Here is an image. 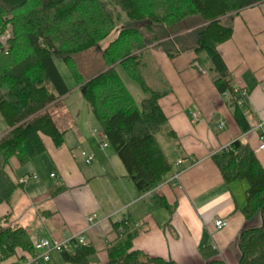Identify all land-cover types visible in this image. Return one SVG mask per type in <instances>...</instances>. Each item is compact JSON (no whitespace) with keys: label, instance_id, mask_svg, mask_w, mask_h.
Masks as SVG:
<instances>
[{"label":"trees","instance_id":"trees-1","mask_svg":"<svg viewBox=\"0 0 264 264\" xmlns=\"http://www.w3.org/2000/svg\"><path fill=\"white\" fill-rule=\"evenodd\" d=\"M111 1L127 13L129 22L164 27V32L154 35L152 41L158 42L157 46L170 58L191 49L199 52V67L208 68L241 130L250 131L244 95L236 89L218 46L233 35L227 17L262 0H0V37L9 26L14 32L8 53L0 43V113L7 126L0 138V202L10 201L19 188L14 180L13 158L27 164L45 154L42 135L50 137L56 147L64 145L66 129L45 110L50 104H59L71 91L56 59L68 63L73 55L88 51L109 36L116 26V17L108 5ZM90 23L98 26L89 34ZM183 30L176 46L173 41H161L169 31L176 34ZM141 34L132 27L121 30L104 51L109 68L104 72L87 79L71 73L77 84H83V96L129 177L139 192L146 194L156 190L173 171L174 163L158 139L167 122L160 106L167 92L151 85L145 76L148 66L139 51L147 42L139 43ZM18 39L23 40L25 48L16 46ZM120 68L142 90L140 102L123 81ZM212 158L226 183L247 181V205L243 209L246 219L251 221L258 214L262 218L260 227L242 230L238 264H264V168L255 151L240 139ZM151 203L153 208L173 213V206L158 194L152 196ZM114 228L119 236L108 249L106 263L93 258L95 249L89 245L58 252L63 263L178 264L135 250L133 241L139 230L130 217L116 222ZM35 245L24 227L0 225V263L13 258L18 248L33 252ZM201 256L203 264H227L212 246L202 248Z\"/></svg>","mask_w":264,"mask_h":264},{"label":"crops","instance_id":"crops-1","mask_svg":"<svg viewBox=\"0 0 264 264\" xmlns=\"http://www.w3.org/2000/svg\"><path fill=\"white\" fill-rule=\"evenodd\" d=\"M263 6L264 0L228 16L233 35L218 46L236 89L244 95L250 131L241 130L212 77L200 72L194 51L175 58L159 51L164 79L158 86L167 92L160 106L167 118L165 136L171 139L162 146L174 163L173 171L183 169L179 181L166 183L171 171L154 192L142 194L119 156L110 146L102 149L103 140L98 156L93 155L94 161L88 164L81 149L85 129L79 125L84 123L67 121L62 147L42 135L46 152L40 160L20 164L12 159L19 188L10 201L0 202V225L24 227L35 243L41 239L65 241L83 233L95 249L93 258L106 263L108 249L119 236L114 224L130 217L139 230L134 249L144 254L178 264H203L201 249L212 246L219 259L238 264L239 236L260 217L246 219L247 181L226 183L212 156L240 139L255 151L264 168V150H258L264 133ZM179 161L183 163L178 165ZM25 174L38 178L20 183ZM154 194L173 206L172 214L166 208L152 207ZM218 220H225L227 226L218 229ZM33 252L18 248L13 258L0 264H25Z\"/></svg>","mask_w":264,"mask_h":264},{"label":"rangeland","instance_id":"rangeland-1","mask_svg":"<svg viewBox=\"0 0 264 264\" xmlns=\"http://www.w3.org/2000/svg\"><path fill=\"white\" fill-rule=\"evenodd\" d=\"M108 1V0H106ZM109 8L112 10L114 16L116 17V26L112 30V32L107 36L105 39L100 41L95 47L89 49L88 51H84L82 53H78L73 55L68 63H66L62 59H56V64L58 66L59 71L61 72L62 76L66 80L68 86L70 87L71 91L68 95H66L65 99L64 97L61 99L62 102H59V104H50L45 108L47 112H49L51 115L55 117L57 122L60 126L66 127L67 121H74L75 124H80L81 122L84 123L83 125H79L82 130L85 129V133L83 135L85 139V144H82L81 149L83 148L88 155H96V157L99 154L100 145L99 142L102 140L108 142L106 139V135L104 134L100 123L98 122L97 118L93 114L91 108L88 107V104L83 96V92L81 90V87L83 84L79 83L77 84L76 79L72 75L71 71L74 72L75 76H80L82 79H87L94 77L95 75L104 72L107 68L105 59H104V51L106 48L110 47L112 45V42H114L121 34V30L126 27H132L138 29L142 34L141 40L139 41V38H136V40L139 41L141 44L142 42H147V45L143 49V51H139V53L142 54V59L146 63L147 68H145V76H147L149 83L153 85L154 87H159L158 84H162V80L164 79L162 67L159 63V51L164 52L161 47L159 48L157 46L158 42L153 43L154 35L161 34L164 32V27L159 25H151V28L147 27V22H129L127 13L116 3L109 2ZM264 9V6H263ZM110 11V10H109ZM111 12V11H110ZM100 25V24H99ZM98 25H95L94 23H90V28L88 29V33L90 34L94 29L97 28ZM10 31V32H9ZM185 31L178 32L176 34L168 32L167 38L163 37L161 41H173V43L176 46V39L180 35H182ZM7 33V34H6ZM11 33V34H10ZM167 33V31H166ZM6 34V37L3 39L4 41H0L3 48H6L5 52L8 53L9 48L11 47L10 39L14 37V32L9 26L7 30L4 32L2 36ZM0 37V39L2 38ZM9 37V38H8ZM11 37V38H10ZM17 47H24L25 44L23 43L22 39L15 40L14 42ZM22 44V45H21ZM196 53V59L200 57L201 55L199 52L191 49ZM165 53V52H164ZM166 54V53H165ZM167 55V54H166ZM168 56V55H167ZM169 57V56H168ZM198 69L200 72H204L208 74L211 77V74L208 72L207 69H203L202 67H199ZM120 75L123 79V81L126 83L127 87L130 89L131 93L133 94L135 100L137 102H140L142 97H144L142 90L138 86V84L131 79L126 71H124L122 68L119 69ZM161 91H165L166 88H161ZM63 120V121H62ZM68 127V126H67ZM7 130V126L5 125L1 113H0V136L2 133ZM94 130L99 131L100 133L95 135L93 132ZM104 134V135H103ZM166 129H164L163 132H161L158 135V139L160 140L161 144L166 147L165 145L171 142V139L165 136ZM1 138V137H0ZM104 138V139H103ZM109 150L111 152L116 153L115 148L112 144H110ZM80 152V150H78ZM82 151V152H83ZM117 154V153H116ZM81 155V154H80ZM118 155V154H117ZM41 158H36V160H40ZM257 216V215H256ZM260 217V215L258 214ZM259 222L254 224V227H248V228H258L262 224V218H259ZM51 261L49 264H56L55 259L57 260L58 264H64L62 260L60 259L58 252H55L52 256Z\"/></svg>","mask_w":264,"mask_h":264},{"label":"built area","instance_id":"built-area-1","mask_svg":"<svg viewBox=\"0 0 264 264\" xmlns=\"http://www.w3.org/2000/svg\"><path fill=\"white\" fill-rule=\"evenodd\" d=\"M6 37V34L2 36L0 39L1 42L4 41L3 39ZM195 118H198L197 114H194ZM107 138V137H106ZM109 143L103 141L102 149L109 147ZM258 150H264V133L260 135ZM83 156L86 158L88 164H91L94 160L93 155H88L85 151L82 152ZM183 162L179 161L178 165H181ZM183 172L182 168H179L170 173L169 178L167 180L168 184H175L179 181V177ZM52 177H55L56 174H51ZM37 179V175H30L25 174L19 180L20 183H26L29 179ZM158 188V187H157ZM156 188V189H157ZM152 193V192H149ZM89 221L92 223L93 218H90ZM216 226L218 229H222L227 226V222L225 220H218L216 221ZM87 246L88 242L86 236L83 233L77 234L76 236L65 240V241H58V240H50V239H41L39 240L33 252V255L25 262V264H46L51 261L52 256L55 252H62L63 250L72 249L75 246ZM1 258V254H0Z\"/></svg>","mask_w":264,"mask_h":264},{"label":"bare ground","instance_id":"bare-ground-1","mask_svg":"<svg viewBox=\"0 0 264 264\" xmlns=\"http://www.w3.org/2000/svg\"><path fill=\"white\" fill-rule=\"evenodd\" d=\"M9 32H10V31H9ZM6 34H7V33H6ZM10 34H11V33H10ZM8 38H9V37H8ZM10 38H11V37H10ZM0 41H1V40H0ZM104 134H105V133H104ZM104 134H103V135H104ZM103 139H104V138H103ZM106 139H107V138H106ZM103 141H104V140H103ZM107 141H108V139H107ZM109 145H110V144H109ZM93 161H94V160H93ZM166 181H167V180H166ZM166 183H167V182H166ZM50 240H51V239H50Z\"/></svg>","mask_w":264,"mask_h":264}]
</instances>
